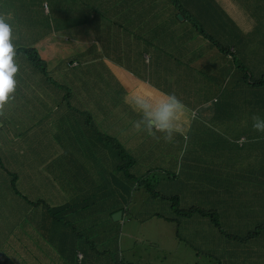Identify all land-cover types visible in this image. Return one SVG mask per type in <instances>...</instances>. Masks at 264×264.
Listing matches in <instances>:
<instances>
[{
	"label": "trees",
	"instance_id": "1",
	"mask_svg": "<svg viewBox=\"0 0 264 264\" xmlns=\"http://www.w3.org/2000/svg\"><path fill=\"white\" fill-rule=\"evenodd\" d=\"M87 13V21L90 20L89 22L93 23L95 29H102L103 31L100 32L102 36H98L99 42H96L93 48L86 53L88 57L84 69L90 78H85V81L89 83L88 86L92 90L93 101L99 105L98 109H103V113L108 116L109 125L107 126L97 125L96 118L91 116V111L80 110V107L77 106V100L71 94V89L67 87L70 84L69 81L71 83L74 81L68 75H70L71 70H77L76 67L70 68L77 61H66L67 59L52 60L50 54L45 59L38 48L43 46L39 44L34 47H16L14 44L17 52L16 57H20L33 69V77L22 80V83L26 86L34 87V91L38 93V101L36 103L31 97H26L21 92H17L22 79V75L17 74L15 77L17 87L14 98L6 105L4 114L0 115L5 124L3 126L7 125L10 127L14 125L13 123L17 122L14 116H20L21 113L24 120H30L32 116L39 112V105L48 106L53 103V95L55 99H59L54 106L62 107L66 105L72 108V114L76 118L74 127L76 131L73 134L70 133L71 135L68 138L65 135L62 137L64 141L60 142L63 145V151L50 164L59 167V171L62 173L60 181L65 184L67 183V173L73 177L70 172L76 170L83 172V175L79 178L76 176L75 180L78 178L79 184H75L72 187L73 192H77L75 194L76 198L80 200L73 201L72 205L50 206L41 199H36L34 202L30 201V203H33L37 208L46 207L50 215L53 216L52 221L57 222V226L64 223L60 214L72 210L76 218L74 220L78 225L80 223L85 225V228L80 227L81 229H77V234L85 249L86 244L90 241V256L100 255L111 260H124L123 263L126 264L127 262L128 264H138L135 261V254L138 249L148 251L146 264H205L209 261H217L221 256L219 250L239 252L249 248L252 242L256 243L255 240H262L264 238V217H259L256 226L244 236L231 235L222 230L220 221L227 222L223 215L231 209H237V206L229 204L231 199L238 198L235 194V189L227 188L225 191L212 193V189L217 182L212 181L210 177L207 179L201 176L181 184L184 187L183 192L179 190L175 192H172V190L166 191V188H173L174 186L172 187L171 185L176 183H170L168 182L169 179L165 178L175 177L178 179V183L182 182L176 172H171L172 167L163 168L160 163H157L149 155V151L144 149L135 148L133 152L136 156H132L127 153L129 152L128 149L124 150L125 146L121 143L122 132L114 135L107 129L113 128L121 120L131 118L133 109L129 103L122 102L121 96L123 95L124 87L114 79L115 77L112 74H105V72L113 73L112 69L119 68L129 61L131 63L138 55L140 49L153 52L152 57L155 65L163 63V66L173 69L176 62L173 57L175 52L171 53L170 56L164 57L160 56V52L165 54L174 46L168 45L164 41L167 40L164 33L146 23L145 15L138 12L136 8L134 12L131 11V14L122 15V18L119 14L116 16L110 12L105 13V22L102 27L97 26L100 21L99 16H101L97 10L91 11L89 9ZM197 29L199 33L204 31L201 26L197 27ZM33 32H29L31 35L29 41L35 44L42 40L44 34ZM216 45L221 48V45L217 42ZM246 48L247 43L245 42H241L237 47L234 46L233 55H231L237 69L236 80L233 82L234 87L229 92L224 90L223 94L217 95L215 101L208 107V110H210L207 112L205 120L207 123L238 121L242 134L246 136L256 134L258 139L260 137L263 138V141L257 142L256 146L260 145L264 151V133L253 131L251 126V116L253 114L264 117V60L260 63L258 73L253 74L249 68V70L247 69L246 58L243 57V55H247ZM112 49L113 51H111ZM116 49L121 50L116 51ZM104 51L109 59L106 58ZM221 51L227 52L224 48H221ZM139 55L135 60H138ZM235 55H240L241 59ZM67 58L70 59L71 56ZM106 60H109V62ZM60 69L64 70L66 75H63V73L57 74ZM161 69L163 68L159 70ZM158 71L154 75L158 74ZM163 76L164 74L161 76V81L155 82L154 86H163ZM207 76L214 81L216 75ZM59 78L61 79L59 80ZM18 98L24 102L22 108H17L10 104L16 102ZM84 129L87 139L86 146L80 144L81 136L77 132L79 131L82 134L81 132ZM206 132H215L214 127L208 126ZM146 137L150 138L151 136L146 134ZM67 139L70 142H67ZM130 145H135V143L132 141ZM97 146L103 147L110 155L111 159L107 161V166L100 163L98 157L94 154V149ZM235 150L240 151L237 145H235ZM32 154H36V148L30 150V156ZM29 163H32L30 158ZM90 163H96L92 165L94 166L92 169H90ZM161 171L164 172L166 177L159 175L158 172ZM163 172L161 173L163 174ZM101 176L104 177L101 178ZM249 180L253 183L251 191L261 193L260 189L264 186V172L251 175ZM195 185H203L202 190L206 186V194L201 195L192 192V187ZM141 188L149 194V204H151L152 211L155 213L154 217H159L166 223L175 225L174 233L165 241L154 234L151 236L139 232L135 235L131 230V223L137 214L135 213V208L131 209V205L135 199L137 201L141 194ZM184 190H187V192ZM14 192L16 195L21 196L16 187H14ZM213 195H215L216 199H214ZM201 198L206 202L213 199L219 204V207L208 208L192 204L193 199ZM185 199L187 201L183 203ZM154 206H166V209H164L166 211H154ZM103 212L107 214L103 215ZM117 212H122V218L119 222L114 221V218H112ZM219 216H221V219ZM128 218L131 221L126 220ZM203 219L215 226L222 235L223 242L221 247H213L209 243L204 249L196 246L195 242L200 238L196 234L207 232L205 230L206 227L201 222ZM143 221L146 220L142 219L139 222L143 223ZM98 223L103 225V232L99 234L100 240L105 239L103 246H100L97 240L89 237L88 234V232L96 229ZM144 223L145 226L149 225L147 221ZM241 224L245 225V223ZM138 227L140 230L141 227L139 225ZM72 230L73 228L68 226L62 231L68 232ZM153 237L155 238L153 239ZM100 247H102V250ZM137 247L140 248L137 249ZM76 249L78 250L77 247ZM149 251H152L153 254ZM160 254L163 257H160ZM228 255L230 256V253Z\"/></svg>",
	"mask_w": 264,
	"mask_h": 264
},
{
	"label": "crops",
	"instance_id": "2",
	"mask_svg": "<svg viewBox=\"0 0 264 264\" xmlns=\"http://www.w3.org/2000/svg\"><path fill=\"white\" fill-rule=\"evenodd\" d=\"M121 1L125 6H128L126 9H124L123 6H120L117 11L112 10L109 12L116 16L119 14L122 18V15L131 14V11L134 12L136 8L138 12L145 15V22L154 29H159L163 32L165 39H167L164 41H166L168 45L174 46L165 54L160 52V56H169L170 52H178L181 46L177 43L178 40L175 39V35H178L181 32L176 31V22L178 21L176 16L180 12L179 7H176L177 11H175L176 0H154L155 4L148 5L147 9L143 8V12L140 10L139 5L136 4V1L119 0V2ZM57 2L58 0H56V2H53L52 0H0V14H12V20L10 23L13 27V43L16 47L30 44L31 42L29 40L31 35L29 32L34 31L33 33L44 34L42 40L37 42V44L44 47V52L50 54L52 60L67 59L66 61H76V56L79 51L78 49H69L71 35L68 33L66 25L61 23L58 24L53 20V14L57 12ZM202 3L203 4L196 2L193 6L194 9L203 12L202 8L207 7L216 11V9L213 8V2ZM255 3L261 7V4H259L257 0ZM70 4L75 7L76 1L72 0ZM110 5H112L110 0H103V11H107ZM81 6L86 12L91 9L88 5H85L82 2ZM158 7L163 9L164 16L158 15ZM257 12L258 11H256V13ZM182 15L181 20L185 17ZM173 23L176 26L175 30H167L166 26H171ZM134 32L136 33V31ZM178 38L181 39L180 36ZM186 41H188V39L183 38L180 40V43ZM95 44L96 43L93 45ZM230 46V50L233 51L235 45L231 44ZM119 50L121 49H116V51ZM111 51H113V49ZM103 53L107 56L106 58L109 59L106 52L104 51ZM78 55L81 58L84 54ZM138 55V60H135ZM138 55L131 63L129 61L127 64H123L119 68L112 69L113 73L109 71L105 72V74H112L115 77L114 79L124 87L123 95L121 96L123 100L122 102H125V97L130 96V94L135 95L147 91L153 93H156V91L157 93L174 92L182 101L183 99L181 98V95L188 100L187 95H192L194 93V90L190 88L196 83L193 74H186L184 80L180 82L178 77L182 75L184 70L169 69L164 67L163 63L156 65L158 67L157 70L160 68L164 69L162 81L163 86H161V88H156L151 85L149 83L151 82L150 78L157 72L156 70L153 71L151 69L154 62V58L152 57L153 52L140 49ZM222 55L223 56L220 57L215 56L219 66L214 73V75H216L214 81L210 79L212 85L206 91L207 98L200 99L197 96L194 103L198 106L184 103L191 111L187 113L182 120L183 134H179L180 139L183 142L182 150L178 151L176 159L172 163L173 168L171 171L176 172V174L182 179V182L178 183V179L175 177H168L165 179H169L168 182L170 183H176L171 185L172 187L174 186L172 192L177 190L183 192L184 187L181 184L189 182L192 178L202 176L203 178L206 177L208 179V177H210L212 181L215 183L217 182L212 189V193L222 192L227 190V188H233L235 189V194L238 198L231 199L229 201L230 205L237 207L257 206L259 208L254 211L257 212V215L260 217H264V186L260 189L261 193L251 191L253 183L249 180L251 175L264 172L263 147L260 145L256 146V143L262 142L263 138L258 135V137H260L258 139L256 134L252 136L242 134L240 129L238 131L240 126L238 121H231L230 123L229 121H214L212 123H207L205 120L206 114L210 110H208V107L213 101H215L217 95L220 93L223 94L224 90L229 92L234 87L233 82L236 80L235 74L237 69L235 63L233 62L231 72H229L228 69V63L230 61L228 56L231 55ZM69 56H71L70 59L67 58ZM85 57L87 59L88 54H86ZM106 61L109 62V60ZM134 62L147 63L144 68L146 72H139L130 69L131 64ZM77 66V62L76 65H72V67ZM30 69V74L22 75L17 90V92H21V94L26 97H30L29 91L31 88H33L34 95L38 94L34 91L33 86H26L22 83V80L33 77V69L31 67ZM59 73L66 75L65 71L61 69L57 71V74ZM229 75H231V77ZM69 83L71 84L70 81ZM85 84L87 85L86 88L88 92L91 94L92 90L88 86L89 83L85 81ZM215 86L219 87V92L216 94L213 93ZM57 103L58 101H54L48 106H45L44 104L39 105V112L32 116L30 120H24L22 118V113L20 116H14L17 122L13 123L14 125L12 126L7 127V133L3 134L6 135L5 137H0V264H29L26 254L31 256L40 255V259L34 264H54V260L57 256L60 257L63 264H83L84 261L86 264H95L93 258H91L95 255L90 256L91 254H89L88 260L86 261L85 255L76 249L77 244H79L82 249H85L82 243H78L77 241V238H79L77 229H81L80 227L85 228V225L83 223L78 225L74 220L76 218L74 217L72 210L60 214L62 215L61 217L64 220V223L57 226V222L52 221L53 216L50 215V212L46 207L37 208L33 203H30V201L34 202L36 199H41L50 206H68L72 205L73 201L80 200L75 196L77 192L74 193L72 190L73 185L79 184L78 178L80 176L69 171L73 177L67 173V183L65 184L60 181V175L62 173L59 171V167L50 164L55 157L63 151V145L60 142L64 141L62 137L65 135L68 138V136L73 134L72 131L76 124V118L71 111L72 108L66 105L62 107L54 106ZM10 104L17 108H22L24 102L18 98L16 102ZM138 118V114L133 111L131 118L121 120L120 122H117V124L127 123L129 127H131L133 122ZM36 120L39 125L44 126V129L38 131L31 128L33 131L32 140L34 142L32 148H36V154L30 156L32 163H29V160L20 163V167L24 169V177L19 180L22 184L17 189H19V193H21L22 196H18L14 192L11 168L13 163H16L19 159L18 153L15 151L17 143L22 139L23 134L18 129L14 128L13 130V127H35L33 121ZM66 120L69 121L66 122ZM231 123L236 125V131L238 133L236 136H234L235 132H231L227 129V127H230ZM3 125H5L4 121L0 118L1 129H3ZM208 126H213L215 132H206ZM77 132L81 136L80 132ZM124 133L130 136L128 130L122 132V134ZM131 137L133 138V136ZM67 142L70 141L67 139ZM134 143L139 144L135 141ZM235 145L239 147L240 151L235 150ZM138 147H141L140 144ZM187 164H190L191 167L184 171V165ZM34 166L38 168V171L35 173L31 172ZM76 176L78 177L77 180H75ZM163 176L166 177L164 173L162 174V177ZM28 188H31L32 191L33 188H35L39 193L43 194V197L37 198L31 196L27 191L24 193V190ZM184 191L187 192V190ZM68 193L71 194V201L68 198ZM200 194L205 195V189L201 190ZM13 195L16 198L14 201L12 198ZM213 197L216 199L215 195H213ZM53 198L55 200H53ZM211 200L208 203H212ZM31 206L36 208L34 210L33 219L26 218L28 214L33 212L30 209ZM249 211H251V208H249ZM223 216L227 222L243 220L237 209H231ZM243 221H245V219ZM243 221L240 223H245L247 229L250 227L253 229L256 225V222ZM20 225H25V231L33 234L32 239L28 238L26 232L23 231V235H21V231L18 232V226ZM68 226L72 227L73 230L63 232L62 230ZM205 230L207 231L206 234L213 235L212 230L209 228L206 227ZM255 241L256 243H251L249 250H258L256 246L264 244V238ZM219 252L221 255L220 258L225 260L227 264H230V262H228V254L231 251L220 250ZM225 253L227 255H224ZM261 253L264 258V250H261ZM259 259H261V256H259ZM123 261L124 260L120 261L118 259H113L112 264H124ZM217 263L222 264L221 262H216L214 264Z\"/></svg>",
	"mask_w": 264,
	"mask_h": 264
},
{
	"label": "rangeland",
	"instance_id": "3",
	"mask_svg": "<svg viewBox=\"0 0 264 264\" xmlns=\"http://www.w3.org/2000/svg\"><path fill=\"white\" fill-rule=\"evenodd\" d=\"M52 1L56 2V0H52ZM71 1L72 0H58L56 4L57 12L53 14V20L58 24L61 23L66 25L68 29V33L71 35V42L69 45V49L71 50L78 49L79 51L76 56V61L78 63V66L76 67L77 70H71L70 75H68V77L72 78V80L74 81L71 84L67 85V87L71 89V94L73 98L77 100V106L80 107V110L91 111V116H94L96 118L97 125L107 126L109 125L108 116H106L103 113V109H98L99 105L95 101H93V95L88 92L86 88L87 85L84 82L85 78H90L89 75L85 73V69H84L87 62L85 55L89 49L93 48L94 43L99 42L98 36H102L100 32L103 30L95 29L93 23L89 22L90 20L87 21L86 15L88 13L81 6V2L84 3L85 5H88L92 10L94 9L97 10V12L101 14V16H99L100 21L97 24V26L99 27H102V24L105 22L104 20L105 13L112 10L117 11V9L120 6L121 7L123 6L124 9H126L128 6H125L122 1L119 2V0H110L112 5L109 6L107 11H103V0H75L76 1L75 7H73L70 4ZM129 1L132 2L136 1V4L139 5L140 10L142 12H143V8L147 9L148 5L155 4L154 0H129ZM257 1L259 2V4H261V7L256 5L255 3L256 0H176L175 11H177L176 7H179L180 9L179 14H177L176 16L177 20L179 21L176 22L177 25L176 31H179L181 33L178 35L176 34L175 39L178 40L177 43L181 47L179 48L178 52H175L173 56L176 59L175 66L173 69L184 70L182 75L178 77L180 82L184 80L186 74H193L195 76V79L197 80L194 86L190 87L192 90H194V93L192 95H187L188 100L181 95V98L183 99V102L185 104L198 106L196 103H194L197 96L200 99L207 98L206 91L212 85V82H210V79L207 75L214 74L219 66V63L216 61L215 56L220 57L223 56L222 54L232 55L233 54L232 51H229L231 44H234L237 47L239 44H241V42L247 43V48H246L247 55H243V57L246 58L245 60L247 64L246 67L247 69L249 68L253 72V74L258 73L260 69V63L264 60V0H257ZM196 2H200L201 4H203L202 2L204 3L213 2L214 3L213 8H215L216 11L207 7L202 8L203 12L198 11L193 7ZM256 11L258 12L256 13ZM157 13L159 16H164L163 9L160 7L157 8ZM181 15L184 17L183 20H181L182 18ZM199 26H201L204 29L203 33H199L197 29V27ZM175 27L176 26L174 23L171 26H166L167 30H175ZM179 36L181 37V39L187 38L188 41L180 43L181 39L178 38ZM215 41L221 45V48L226 49L227 52L221 51V48L216 46ZM116 44H118V42H116ZM36 45L37 43L35 44L30 43L28 45L24 44L22 47L25 46L34 47ZM38 48L41 50L43 58L46 59L48 53L44 52L43 47H38ZM171 53L173 52H170L169 56L171 55ZM78 54H84V55L80 58ZM235 56L241 59L240 55H235ZM228 58L230 60L228 63L229 64L228 69L229 72H231L234 59L231 56H228ZM16 63L18 64L20 69L18 71V74L26 75L31 73L30 67L20 57H16ZM74 65H76V63ZM146 65L147 63L134 62L131 64L130 69L139 72H146L144 69ZM164 67L166 66L164 65ZM235 67H236V63H235ZM70 68H72V66ZM157 68L158 67L153 63L151 69L153 71L155 70L158 71ZM158 72H159L158 74L153 75V77L150 78L151 82L148 81L153 86L155 82L161 81L163 69L159 70ZM75 74H79V75H75ZM229 76L231 77V75ZM60 79L61 78H59V80ZM155 87L161 88V86L159 87L155 86ZM218 92H219V87L215 86V88L213 89V93L216 94ZM29 95L33 100H35L36 102L38 101V95H34L33 88H31V90L29 91ZM52 97L56 102L59 100V99H55L53 95ZM68 121L69 120H66V122ZM33 122L35 123V127L33 126L13 127V130L14 128L18 129L23 134L22 139L17 143V147L15 151L16 153H18L19 159L16 163H13L11 168V173L14 179L13 181L14 187L16 188H18L22 184L19 181L20 178L24 177V169L20 167V163L29 160L30 150L34 144L32 140L33 131L31 130V128L38 131L44 129V126L39 125L37 120ZM7 127L8 126L6 125L3 126V129L0 128V137L6 136L3 134L7 133L6 132ZM107 129L110 130V132H112L114 135H118L121 132L128 130L130 136L125 133L121 134V143L123 146H125L124 150L128 149L129 152L127 153L131 154L132 156L135 155L133 152L135 148L149 151V155L152 158H154L157 163H160L161 166L165 169L168 167L173 168L172 163L176 159V155L178 154V151L182 150L183 142L181 141L179 134L175 137L174 143H165L163 140L157 141L152 137L147 138L146 133L144 132H140V133L135 132L133 130V126L129 127L127 123H118L113 128H107ZM227 129L230 130L231 132H235L234 136L238 134L236 131V125L233 123H231L230 127ZM239 129L240 128H238V131ZM187 131L191 132L190 130ZM72 132L75 133V128L73 129ZM81 133L82 134L79 142L80 144H82V146H86L87 142H86L85 129L82 130ZM131 136H133V138ZM132 141L133 143L134 141L138 142L141 147H138L139 144L130 145ZM94 154L98 157L99 162L102 163L104 166H107V161L111 159L107 151L101 146L95 147ZM95 164L96 163L93 164L90 163V169H92L94 167L92 165ZM190 167H191L190 164L184 165L183 170L186 171ZM36 171H38V168L34 166L31 172L35 173ZM73 172L77 176L83 175L82 171L76 170ZM161 172H158L160 176L162 175ZM103 177L101 176V178ZM202 187L203 185L201 186L195 185L192 187L193 188L192 192L196 194H200ZM204 189L206 191L207 187L205 186ZM171 190H173V188H166V191H171ZM26 191L31 196H35L37 198L43 197V194L39 193L35 188H33V191L31 188H28L24 190V193ZM148 195L149 194L144 189H142L141 194L139 195L137 201L135 199V201L132 203L131 209L135 208V213L137 214H136V218L131 223L130 226L131 230L135 235L138 234L139 232L141 234L146 233L151 236L152 234H154L158 238H162L165 241L169 237H171V235L174 233L175 225L172 223H166L163 219H160L159 217L157 218L154 217L155 213L152 211L151 204H149L150 200L148 198L149 197ZM12 198L13 201L16 199L14 195ZM68 198L70 201L72 200L70 193H68ZM53 200L55 199L53 198ZM186 201L187 200L185 199L183 203H186ZM192 201H193L192 204H198L208 208L219 207V204L213 200H211L212 203H208L202 198L193 199ZM35 207L32 206L30 207V209L33 212L28 214L26 218H30V219L34 218L33 214H34V210L36 209ZM249 208H251V211H249ZM257 208L259 207L257 206L237 207V210L239 211V214L241 215L240 217H242L243 220L245 219V221L247 222H257V219L260 217L259 215H257V212L254 211ZM164 209H166V206H154V211L156 210L166 211ZM105 214L107 213L103 212V215ZM219 218L221 219V216H219ZM142 219L146 220L149 225L145 226L144 222L146 221L140 223L139 221H141ZM126 220H130V218ZM241 221H233V222L220 221V222L222 223L223 231H226L231 235L244 236L251 230V227L247 229V226L242 225L240 223ZM136 222L141 227L140 230ZM201 222L205 227L212 230L213 235L205 234L206 232L197 233L196 236H200V238L196 240L195 242L196 246L200 249H204L205 246L209 243L213 247H221L223 239L221 237L222 235L220 234V232L216 229L215 226H212L210 223H208L206 219H203ZM20 231H21V235H23V231H24L28 235V238L32 239L33 234L25 231V225L18 226V232ZM100 232L101 233L103 232V225L101 223H98L96 229L92 232H88V234L89 237L95 238L98 244H100V246H103L105 239L100 240V236H99ZM154 238L155 237H153V239ZM77 241L78 243H82L80 242L79 238H77ZM76 246L78 250L85 255V260L87 261L91 251L90 241L86 244V249H82L79 246V244H77ZM100 248L102 250V247ZM138 248L140 247H137V249ZM256 248L258 250H253V249L249 250V248H246V250L243 249L242 251L239 252L231 251L229 256V262H231V264H264V258L261 253V250H264V244L257 245ZM212 250H218V249H212ZM149 252L153 254L152 251ZM147 254L148 251L144 249L143 250L138 249L137 253L135 254L136 256L135 261L138 262V264H146ZM26 255L29 264H34L38 259H40V255H34V256H31L29 254ZM224 255L227 254L225 253ZM161 256L162 255L160 254V257ZM259 256H261V259H259ZM91 258H93L95 264H112L111 259L100 255H96ZM218 260L214 262L209 261L206 262V264L209 263L214 264L216 262L227 264L225 260H223L222 258H219ZM54 261H55L54 264H63L59 256H57ZM83 264H86V262L84 261Z\"/></svg>",
	"mask_w": 264,
	"mask_h": 264
},
{
	"label": "clouds",
	"instance_id": "4",
	"mask_svg": "<svg viewBox=\"0 0 264 264\" xmlns=\"http://www.w3.org/2000/svg\"><path fill=\"white\" fill-rule=\"evenodd\" d=\"M11 20V13L0 14V115L4 114L6 105L14 98L17 87L15 77L19 71ZM125 102L139 116L133 122V130L165 143H174L175 137L183 134L182 120L191 111L174 92L130 94L125 97ZM251 121L253 131L264 133V117L253 114Z\"/></svg>",
	"mask_w": 264,
	"mask_h": 264
},
{
	"label": "water",
	"instance_id": "5",
	"mask_svg": "<svg viewBox=\"0 0 264 264\" xmlns=\"http://www.w3.org/2000/svg\"><path fill=\"white\" fill-rule=\"evenodd\" d=\"M121 217H122V212H118V213H115V214L113 215L114 221H119V220H121Z\"/></svg>",
	"mask_w": 264,
	"mask_h": 264
}]
</instances>
